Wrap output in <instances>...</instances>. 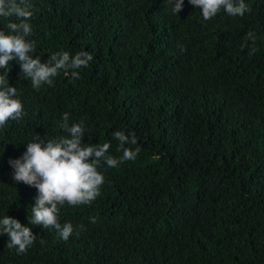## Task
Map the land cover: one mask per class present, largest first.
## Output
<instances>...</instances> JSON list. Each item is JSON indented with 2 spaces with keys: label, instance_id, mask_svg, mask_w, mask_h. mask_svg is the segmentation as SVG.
<instances>
[{
  "label": "trees",
  "instance_id": "obj_1",
  "mask_svg": "<svg viewBox=\"0 0 264 264\" xmlns=\"http://www.w3.org/2000/svg\"><path fill=\"white\" fill-rule=\"evenodd\" d=\"M31 2L34 59L93 60L79 79L60 72L39 89L9 63L24 115L0 127V219L37 237L17 254L0 234V264H264V0L207 21L188 0L180 13L169 0ZM8 22L0 17V30ZM65 112L69 125L84 121L83 143L110 142L119 158V130L141 148L115 168L101 162L90 205L60 208L74 227L67 241L29 224L37 190L15 183L9 165L38 135H66Z\"/></svg>",
  "mask_w": 264,
  "mask_h": 264
},
{
  "label": "clouds",
  "instance_id": "obj_2",
  "mask_svg": "<svg viewBox=\"0 0 264 264\" xmlns=\"http://www.w3.org/2000/svg\"><path fill=\"white\" fill-rule=\"evenodd\" d=\"M201 10L204 20L215 17L221 9L231 16H244L250 12L245 0H188ZM173 13L182 11L184 0H169ZM31 0H0V17L8 19L7 33L0 30V127L9 120L18 121L24 115V106L18 98L17 89L8 82L9 63L18 61L21 78L30 79L32 87L39 89L42 85H53V78L60 72L79 79L78 69L87 68L93 56L80 51L70 56L67 51L52 53L47 62L42 63L40 56L33 58L35 42L26 37L32 34L28 22L34 15ZM15 17L12 22L10 18ZM247 37L254 42V33ZM255 49H252V53ZM60 128L67 133L56 139L40 138L26 144V151L17 159H9L13 168L12 179L34 187L37 196L31 208L28 222L40 225L43 229H55L58 235L67 241L73 234L74 227L70 222L59 221L60 208L69 206L90 205L101 194L104 176L98 171L101 162L109 168H115L125 161H134L141 151L134 135L131 137L123 131L112 133L119 142L117 151L122 155L116 158L109 153L110 142L101 144L83 143L85 134L84 121L69 125V113L62 116ZM38 141V142H36ZM126 145L135 146L126 147ZM95 223V218H90ZM83 229V225L78 226ZM0 234L8 237L7 247L15 248L17 254H24L34 243L37 235L32 228L23 225L19 220L8 215L0 219ZM79 234V231H77Z\"/></svg>",
  "mask_w": 264,
  "mask_h": 264
}]
</instances>
